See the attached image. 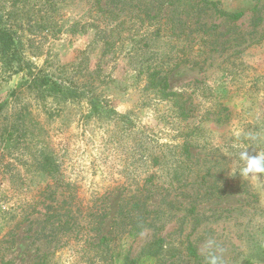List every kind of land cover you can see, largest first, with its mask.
I'll return each mask as SVG.
<instances>
[{"label": "rangeland", "instance_id": "rangeland-1", "mask_svg": "<svg viewBox=\"0 0 264 264\" xmlns=\"http://www.w3.org/2000/svg\"><path fill=\"white\" fill-rule=\"evenodd\" d=\"M169 1L112 5L124 24L104 54L92 2L0 0V29L23 58L15 68L0 53V264H264V174H239L241 151L264 153V0H219L244 13L237 21L203 0ZM138 3L159 17L143 22ZM156 65L186 119L145 90L141 73ZM30 73L93 92L115 114L87 118L85 98L41 95Z\"/></svg>", "mask_w": 264, "mask_h": 264}, {"label": "trees", "instance_id": "trees-1", "mask_svg": "<svg viewBox=\"0 0 264 264\" xmlns=\"http://www.w3.org/2000/svg\"><path fill=\"white\" fill-rule=\"evenodd\" d=\"M47 4H50V9L53 11L58 7L60 4L67 3L69 0H45ZM89 2L93 3V6L91 7V10L94 11L95 15L93 16V23H91V26L95 27V29L100 30L97 32V38L98 40L102 41V44L104 46V54H107L112 48H113V41H111V33L114 31V29H118L119 26L123 25L124 22L120 21L119 23L116 22L117 19L120 18V12L124 11V9H119V11H115L112 9V5H118L123 3L124 5L127 3L125 0H88ZM103 1H106L103 5ZM110 1V2H109ZM159 0H156V2ZM208 4L210 7H212L215 10V13L218 14L220 17H224L233 21H237L241 19L244 15L243 12L240 13H227L225 11H222L219 9V0H203ZM174 5L173 1L168 2V6L172 7ZM133 8H136L135 5ZM129 6V7H130ZM157 7H160L157 6ZM137 8L140 11H143L144 19L145 20H154L159 17V13L152 14V10L154 8H148L144 10L140 3H138ZM138 17V15H137ZM112 20V21H111ZM116 23V25H114ZM106 25V29H103V25ZM48 27H46L45 30L49 31V28L51 29L54 25L53 23L47 24ZM75 25H78V22L75 23ZM115 28H112L110 31L109 27L113 26ZM83 28V27H82ZM17 44V37L15 34L7 29H0V53L3 56V60L8 65H13L14 62H17V66H14L15 68H21L22 67V59L19 55V49L16 48ZM13 67V68H14ZM163 70L160 69L157 65L154 67H149L145 72L141 73L146 75L145 78V90L150 91L155 99L163 102V103H169L171 106L177 110V113L182 118H187L188 111L186 108V103L183 101V95L175 92L171 88V84L169 81V78L167 75L163 74ZM30 81L29 84L32 88H34L38 93L41 95H44L46 97H51L55 100L59 101H75L77 98L83 97L87 101L90 109V116L87 118H91L94 114L95 115H102L103 113H106L107 115L114 113L115 111L107 107L105 100L101 98V96L93 93V92H86L81 91L80 87L77 85H67V83H64V80L62 79H53L52 77L48 75H42L41 73L37 74H31L30 73ZM89 91V90H88ZM191 140L185 139L183 142L181 149L184 150V154H186L187 160L190 159L191 154L189 152V149L192 146ZM155 164H158V159L156 158L154 160ZM51 166L50 160L48 157L44 160V166ZM53 167V166H52ZM150 177H154V175H150ZM109 240L107 236L103 237L100 241L101 244L104 245V243ZM165 245V239H158L154 241L153 244L148 245V248L143 251L142 254H145V258H158L163 251L166 249ZM189 253L190 256L194 257L195 259H198L197 253L192 245H189ZM173 257L175 255H172ZM144 261H140L139 259H130L129 256L125 257L124 264H143ZM9 264V263H7ZM165 264V262L163 263Z\"/></svg>", "mask_w": 264, "mask_h": 264}, {"label": "clouds", "instance_id": "clouds-1", "mask_svg": "<svg viewBox=\"0 0 264 264\" xmlns=\"http://www.w3.org/2000/svg\"><path fill=\"white\" fill-rule=\"evenodd\" d=\"M239 161L242 162L239 174L259 181L260 176L258 174H264V153H257L255 156H251L247 151H241L239 153ZM211 264H215V260Z\"/></svg>", "mask_w": 264, "mask_h": 264}]
</instances>
